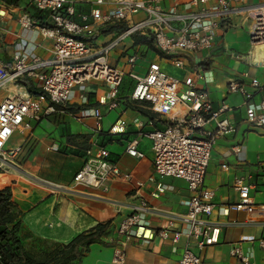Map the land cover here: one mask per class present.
I'll return each mask as SVG.
<instances>
[{
	"label": "crops",
	"instance_id": "crops-1",
	"mask_svg": "<svg viewBox=\"0 0 264 264\" xmlns=\"http://www.w3.org/2000/svg\"><path fill=\"white\" fill-rule=\"evenodd\" d=\"M147 1L164 11L186 12L218 6V0ZM195 1H198L197 5ZM261 1L244 0V3ZM230 5L238 7L240 3L230 1ZM107 9L106 5H77L70 20L82 25L86 23L82 16L87 15V23L97 29L90 39L102 45L119 30L103 32L108 25L120 28L126 25L125 22L102 23L90 17L93 10L105 14ZM31 14L41 17L45 24L41 25ZM142 18L144 13L138 12L131 20L137 22ZM54 26L48 11L36 9L27 0H17V4L0 0V64L10 67L16 55L48 59L54 41L41 29ZM249 28V20L244 14L233 13L219 22L213 46L208 50L164 58L145 45L135 44L131 36L108 56L109 64L126 71V58L137 54L139 58L133 68L136 75L143 76L149 64H158L172 78L180 81L192 78L196 88L207 93L213 108L222 101L231 108L225 117L234 130L216 138L204 178V186L214 192L211 220L219 224L220 233L218 242L202 251V264H240L230 249L242 236H252L255 240L243 243L241 251L252 254L254 264H264V249L257 242L258 238H264V224L250 222V216L244 212L227 210L237 200L238 194L233 187L237 176L249 177L255 185L251 190L253 201L264 204L261 167L264 162V126L246 123L243 96L227 90L228 84L236 81L250 91L251 78H256L264 86V48L251 45ZM172 58L182 59L184 66L175 67ZM25 81L39 90L37 80ZM125 83L117 89L114 99L117 106L112 109L108 97L110 88L105 82L90 80L82 87L76 86L70 102L59 107L66 111L32 122V129L24 135L14 132L12 136L15 133L19 136L14 143H10L12 136L8 140L7 148L22 145V151L15 161L19 168L5 174L0 184L6 182L0 185V190L9 188L13 211L19 213L16 234L26 251L32 254L50 252L96 224L109 222L101 241L91 244L75 264H178L186 238L182 236L177 243H172L169 239H161L157 233L168 221H173L174 229L180 227L177 218L186 211L185 201L190 191L182 179L160 178L155 174L151 140L145 135L164 129L171 121L151 111L148 103L133 101L130 96L135 81L129 78ZM15 89L11 84L1 88L0 101ZM81 95L85 102L80 100ZM261 98H264V90L253 95L254 101ZM88 108H98L101 120L75 118L82 109ZM118 121L124 122L122 131H117ZM112 126L116 127V132L110 131ZM209 128L214 129L213 122L209 123ZM133 139L138 141L137 150L143 153L142 158L131 157L125 151ZM95 147L105 148L109 152V160L122 174H132L133 180L112 176L106 184V191L73 187V177L85 162L86 150ZM135 181L143 185L138 187ZM159 184L163 187L161 193L156 190ZM140 200H145L151 208L145 216V239H131L121 247L118 225ZM190 246L196 250L193 244ZM117 248L124 251L122 263L113 262Z\"/></svg>",
	"mask_w": 264,
	"mask_h": 264
},
{
	"label": "built area",
	"instance_id": "built-area-1",
	"mask_svg": "<svg viewBox=\"0 0 264 264\" xmlns=\"http://www.w3.org/2000/svg\"><path fill=\"white\" fill-rule=\"evenodd\" d=\"M27 1L36 9L50 13L55 26L51 29L42 28L41 31L54 42L50 57L46 60L37 56L28 59L24 55H16L10 67L0 64V89L7 84L16 88L15 92L0 101V181L4 178L1 176H6L9 170L19 168L15 161L22 151V145L6 147L14 132L24 135L32 129V122L66 111L58 109L57 106L69 103L74 88L82 87L90 80H100L109 86V107L112 109L117 106L114 100L117 87L122 78L128 76L135 81L131 99L148 103L151 111L166 116L171 121L164 129L145 134L151 140L155 174L160 178L182 179L190 191V196L185 201L186 211L177 218L180 227L174 229L173 221H168L158 230L157 235L172 243H177L184 236L187 241L178 264H202V251L207 246L216 244L220 233L219 224L211 220L214 192L204 186V178L216 138L234 130L225 117L231 108L223 101L217 108H213L207 93L197 89L192 78L182 81L172 78L158 64L151 63L143 76L136 75L133 68L139 58L137 54L126 58V71L109 64L108 56L133 34L151 36L156 46L171 56L208 50L213 46L219 22L233 13L246 16L250 23L251 45L264 48V0L254 4H246L244 0H218L216 7H201L186 12L164 11L147 0ZM230 1L239 2L240 5L231 7ZM197 2L195 1L196 5ZM81 4L107 6L108 11L105 14L99 10L90 13L94 21L117 24L125 22L126 25L108 42L97 45L90 39L97 33V29L87 23V15L82 16V20L86 22L82 25L70 20L75 6ZM138 12H143L144 18L132 22V16ZM26 20L28 21L27 18ZM172 64L177 68L184 66L180 58H172ZM28 79H35L40 84L38 93L28 89L25 81ZM249 85L251 90L246 91L241 84L232 81L227 90L243 96L246 123L264 126V98L253 100V95L262 92L264 86L256 78H251ZM80 100L85 102V97L81 95ZM86 117L99 121L102 115L98 108H88L82 109L75 116L78 120ZM210 122L214 123V129L209 128ZM117 125V131H122L124 122L118 121ZM110 131L116 132V127L112 126ZM137 143V139L129 141L125 151L131 157L142 158L143 153L137 150ZM261 167L264 176V162ZM112 176L122 177L126 181L133 180L132 174H122L109 160V152L105 148H89L85 152L83 166L73 177L72 185L106 191V184ZM135 185L140 187L143 183L135 181ZM233 187L238 194L237 200L227 210L244 212L250 216V222L264 224V204L253 201L251 190L255 185L249 181V177H235ZM156 190L161 193L162 185H157ZM150 210L145 200L132 206L131 213L122 219L117 228L121 247L131 239H145V216ZM254 240L252 236H242L230 249L231 255L240 264H254L252 254L241 251L243 243ZM257 242L264 249V238H258ZM191 244L196 250L191 248ZM124 256V251L117 248L113 262L122 263Z\"/></svg>",
	"mask_w": 264,
	"mask_h": 264
},
{
	"label": "trees",
	"instance_id": "trees-1",
	"mask_svg": "<svg viewBox=\"0 0 264 264\" xmlns=\"http://www.w3.org/2000/svg\"><path fill=\"white\" fill-rule=\"evenodd\" d=\"M8 1L17 4V0ZM31 17L36 18L41 25L45 24L38 15L31 14ZM115 29L121 28L116 25H108L103 32L107 33ZM132 38L135 44L145 45L160 57H171L157 47L149 35L133 34ZM127 79L129 80L128 76L123 77L117 89L124 85ZM28 89L35 93L39 91L30 83H28ZM59 107L57 106L58 109ZM10 197L9 188L5 187L0 190V264H75L87 252L91 244L100 242L107 233L109 222L98 223L50 252L32 254L23 248L16 234L19 225V213L13 211Z\"/></svg>",
	"mask_w": 264,
	"mask_h": 264
},
{
	"label": "rangeland",
	"instance_id": "rangeland-1",
	"mask_svg": "<svg viewBox=\"0 0 264 264\" xmlns=\"http://www.w3.org/2000/svg\"><path fill=\"white\" fill-rule=\"evenodd\" d=\"M11 85H12V84H11ZM18 138H19V136L17 135V133H15V134L11 137V139H10V143H14L15 141L18 140ZM1 177H6V176H1ZM5 182H6V181H2L1 184H5ZM1 184H0V185H1Z\"/></svg>",
	"mask_w": 264,
	"mask_h": 264
},
{
	"label": "bare ground",
	"instance_id": "bare-ground-1",
	"mask_svg": "<svg viewBox=\"0 0 264 264\" xmlns=\"http://www.w3.org/2000/svg\"><path fill=\"white\" fill-rule=\"evenodd\" d=\"M259 51V50H258Z\"/></svg>",
	"mask_w": 264,
	"mask_h": 264
}]
</instances>
